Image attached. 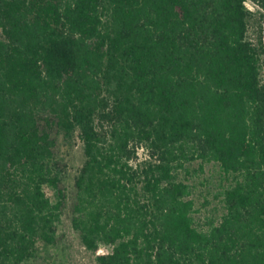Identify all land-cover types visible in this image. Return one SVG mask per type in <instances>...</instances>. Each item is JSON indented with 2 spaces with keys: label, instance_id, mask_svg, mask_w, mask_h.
Returning <instances> with one entry per match:
<instances>
[{
  "label": "trees",
  "instance_id": "16d2710c",
  "mask_svg": "<svg viewBox=\"0 0 264 264\" xmlns=\"http://www.w3.org/2000/svg\"><path fill=\"white\" fill-rule=\"evenodd\" d=\"M251 16L244 0H0V264L57 240L56 133L83 142L72 224L109 248L99 264H264ZM212 164L221 208L201 224L193 180Z\"/></svg>",
  "mask_w": 264,
  "mask_h": 264
},
{
  "label": "rangeland",
  "instance_id": "374dc122",
  "mask_svg": "<svg viewBox=\"0 0 264 264\" xmlns=\"http://www.w3.org/2000/svg\"><path fill=\"white\" fill-rule=\"evenodd\" d=\"M255 11L249 21L248 38L263 51L264 60V8L259 3L250 1ZM56 153L62 169V188L65 192V204L57 223V240L53 244L40 242L36 255L24 264H99L97 254L88 250L80 233L72 224L73 203L75 197V180L84 162L85 154L83 142L78 133L69 137L63 133H56ZM147 152L140 150L138 161L145 159ZM195 182V199L199 213L198 223L204 224L208 217L215 215L220 206L218 191L224 183L222 173L217 166L207 165L203 172L199 171L193 180ZM48 195L53 201L57 200V193L51 187H46ZM105 253L108 247L100 246ZM99 249V250H100Z\"/></svg>",
  "mask_w": 264,
  "mask_h": 264
},
{
  "label": "clouds",
  "instance_id": "9594fccd",
  "mask_svg": "<svg viewBox=\"0 0 264 264\" xmlns=\"http://www.w3.org/2000/svg\"><path fill=\"white\" fill-rule=\"evenodd\" d=\"M244 6H245L249 11H255V8L252 6L250 0H244Z\"/></svg>",
  "mask_w": 264,
  "mask_h": 264
},
{
  "label": "built area",
  "instance_id": "2783aa9c",
  "mask_svg": "<svg viewBox=\"0 0 264 264\" xmlns=\"http://www.w3.org/2000/svg\"><path fill=\"white\" fill-rule=\"evenodd\" d=\"M99 252L102 253V254L105 253L103 249H100Z\"/></svg>",
  "mask_w": 264,
  "mask_h": 264
}]
</instances>
